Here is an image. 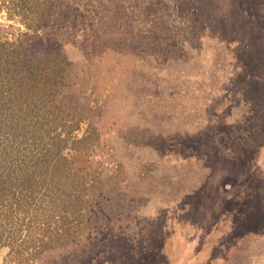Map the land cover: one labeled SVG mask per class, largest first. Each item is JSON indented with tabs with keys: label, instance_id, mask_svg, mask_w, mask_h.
Returning <instances> with one entry per match:
<instances>
[{
	"label": "rangeland",
	"instance_id": "rangeland-1",
	"mask_svg": "<svg viewBox=\"0 0 264 264\" xmlns=\"http://www.w3.org/2000/svg\"><path fill=\"white\" fill-rule=\"evenodd\" d=\"M37 17L73 63L72 135L99 144L93 239L39 264H264V0H58Z\"/></svg>",
	"mask_w": 264,
	"mask_h": 264
},
{
	"label": "trees",
	"instance_id": "trees-1",
	"mask_svg": "<svg viewBox=\"0 0 264 264\" xmlns=\"http://www.w3.org/2000/svg\"><path fill=\"white\" fill-rule=\"evenodd\" d=\"M57 1L0 0V11L25 27L12 39L4 32L13 25H0V247H9L5 264H39L56 253L74 258L78 247L86 249L93 239L88 209L94 194L86 186L98 139L95 130L81 138L72 135L80 123L68 106L66 77L73 63L61 47L42 43L33 31L37 13H51ZM81 151L83 165L76 160ZM81 239L88 242L81 245Z\"/></svg>",
	"mask_w": 264,
	"mask_h": 264
}]
</instances>
